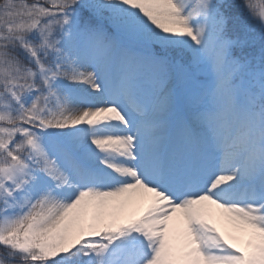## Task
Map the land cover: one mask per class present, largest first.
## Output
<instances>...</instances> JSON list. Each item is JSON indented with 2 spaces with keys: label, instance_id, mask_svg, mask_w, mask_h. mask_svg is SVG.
<instances>
[{
  "label": "snow or ice",
  "instance_id": "snow-or-ice-1",
  "mask_svg": "<svg viewBox=\"0 0 264 264\" xmlns=\"http://www.w3.org/2000/svg\"><path fill=\"white\" fill-rule=\"evenodd\" d=\"M0 264H264V0H0Z\"/></svg>",
  "mask_w": 264,
  "mask_h": 264
},
{
  "label": "rangeland",
  "instance_id": "rangeland-1",
  "mask_svg": "<svg viewBox=\"0 0 264 264\" xmlns=\"http://www.w3.org/2000/svg\"><path fill=\"white\" fill-rule=\"evenodd\" d=\"M221 227L223 228L224 226H223V225H221Z\"/></svg>",
  "mask_w": 264,
  "mask_h": 264
}]
</instances>
